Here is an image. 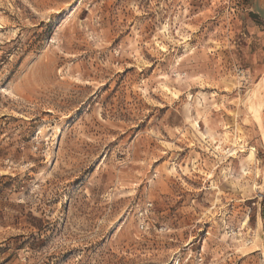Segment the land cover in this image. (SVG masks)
<instances>
[{"label": "rangeland", "instance_id": "rangeland-1", "mask_svg": "<svg viewBox=\"0 0 264 264\" xmlns=\"http://www.w3.org/2000/svg\"><path fill=\"white\" fill-rule=\"evenodd\" d=\"M0 264H264L255 0H0Z\"/></svg>", "mask_w": 264, "mask_h": 264}, {"label": "water", "instance_id": "water-1", "mask_svg": "<svg viewBox=\"0 0 264 264\" xmlns=\"http://www.w3.org/2000/svg\"><path fill=\"white\" fill-rule=\"evenodd\" d=\"M255 4L261 8V11L264 17V0H255Z\"/></svg>", "mask_w": 264, "mask_h": 264}]
</instances>
